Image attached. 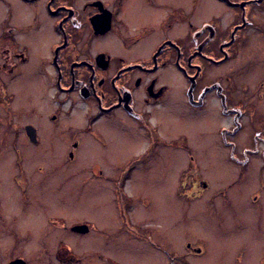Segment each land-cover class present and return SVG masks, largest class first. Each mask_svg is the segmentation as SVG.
Here are the masks:
<instances>
[{"label": "flooded vegetation", "instance_id": "af4514ba", "mask_svg": "<svg viewBox=\"0 0 264 264\" xmlns=\"http://www.w3.org/2000/svg\"><path fill=\"white\" fill-rule=\"evenodd\" d=\"M174 78L176 86L170 81ZM28 89H37L41 99L34 103L36 96ZM178 91L181 95L174 99ZM22 92L29 104L22 103ZM251 94L258 102L250 100ZM209 95L221 116L234 119V133L241 129L242 118L263 117L259 104L264 98V0H0V168L5 173L0 181L6 183L5 190L0 184V255L6 256L0 264H264V253H252L264 245L247 244L242 237L218 240L217 245L218 241L182 238L160 245L157 237L141 230L154 217L144 214L139 204L145 201L141 203L142 197L133 196L130 188L136 186L134 181H142L148 164L175 161L167 158L172 152L184 151L190 172L176 180L178 222L194 221L214 229L226 225L221 208L211 206L216 199L222 200L221 207L232 206L224 220L233 216L230 196L208 191L207 179L201 178L191 153L199 148L189 133L176 131L168 139L151 123L157 109L163 113L180 108V99L189 113L197 112L208 104ZM78 105L87 109L80 118L83 125L73 126L71 119L80 115ZM230 127L218 128L224 148L238 146L228 139ZM18 129L21 139L36 149L34 155L47 157L49 152L54 162L33 158L29 168L34 175L22 172ZM123 136H131L132 147L119 142ZM89 139L96 149L88 146ZM8 143V154H2ZM42 146L46 152H38ZM100 151L105 158L112 157L90 162L84 177L114 184V190L106 191L114 202L115 225H110L114 229L103 235L107 224L98 230L87 221L68 223L56 216L47 217L41 226H26L36 208L27 207L34 200L49 204L54 198L45 199L44 194L55 189L53 168L80 166L85 156ZM127 153L128 158H122ZM248 160L238 163L242 170ZM110 163L114 173H107ZM190 166H195L194 172ZM44 169L46 175H39ZM183 181L191 185L187 192L182 190ZM6 197L13 217L4 216ZM201 198L200 206H191ZM93 229L97 234L83 239ZM54 231L55 238H45ZM69 232L76 237L66 238ZM122 233L151 255L159 251L160 257L122 261L118 254Z\"/></svg>", "mask_w": 264, "mask_h": 264}, {"label": "rangeland", "instance_id": "374dc122", "mask_svg": "<svg viewBox=\"0 0 264 264\" xmlns=\"http://www.w3.org/2000/svg\"><path fill=\"white\" fill-rule=\"evenodd\" d=\"M212 73L215 74L217 71ZM234 74L238 76L239 71L236 70ZM246 74V71L242 73L243 76ZM209 75H211V73H209ZM170 81L176 86L175 78ZM13 88L15 90V87ZM24 93L22 92L21 101H23V104H29L30 102L26 100V94ZM28 93H32L36 96L35 99L32 98L34 103L37 99H41L37 89H28ZM180 95V91L175 92L174 99L180 97ZM249 98L252 102L257 101L253 94H251ZM180 100L181 103L183 100V104H181L180 108L172 107L163 113L160 112L162 109L160 111L157 109L151 117V123L153 125H158L159 129H163L168 139H170L176 131H186L189 133L194 147L199 148V150L195 152L192 150L191 153L193 152L192 154L195 156L194 160H196V163L198 164L196 168H198L197 170L199 174L202 175L201 178L207 179L209 186L208 191H225L230 196L231 202L233 203L232 211L234 214L231 218L228 214L227 216L229 218L225 221L224 218L226 217L227 212L231 210L232 206L231 204L228 205V203H226L224 207H221L222 200L216 199L211 206L216 205L221 208V222L227 223L226 225H221L219 228L214 229L212 225L205 226L195 223L194 221L187 222L184 220L183 223L182 221L179 223L178 217L180 216V208L178 201L174 198L176 180L178 175L185 177L190 174V172L188 171L189 166H187L188 161L184 151H179V153L175 154L172 152L167 154V158L173 156V158L176 159L175 161L170 162L168 160L166 164H148L146 166L147 168L144 170L145 173H143L144 178L142 181H134L136 186L130 188L133 196L142 197L141 203H143V200L145 201V204H139V207L144 210V214L148 213L154 217V220L146 222V225L143 226L141 230L157 237L159 240L158 244L160 245H168L170 241L174 243L178 241L179 238H182V240L200 239L206 244H214L218 240H235L239 237L246 239L247 244L257 246H260V244L264 245V98H262V101L259 104L261 106V114L263 117L242 118V127L240 130H236V133H234V129L236 128L234 119L231 117H223L218 113L216 100L211 97V95L208 96V104L205 107L199 108L197 112L192 111L189 113L184 99ZM12 104V109H15L14 101ZM77 109H80V115L77 112L74 116L76 118L71 119V124L73 126L83 125L84 119L80 118L83 117V112L87 107L86 105H78L76 107V110ZM177 111L181 112V114H179L180 116L176 115ZM186 113L189 115H186ZM184 118L188 119V121ZM27 119L23 118V122H27ZM18 121H21L22 123V120ZM168 121H170V123L172 122L173 125L169 126ZM124 122L127 123L129 121L125 120ZM220 125L231 126L230 132L232 133H230L228 139L231 142H235V144L238 142V146L229 145L225 148L224 146H221L218 135V128ZM109 130L110 128H108V131ZM20 131V129L17 130V142L20 147L19 150L22 153L20 157L22 164L20 167L23 169L22 172H25L27 175H34V172L29 168L33 158L47 164V162H54L53 157L50 156L49 152L46 153L47 157H44L45 155L42 156L43 153L34 155L36 154V149H33L32 146H28V144L21 139ZM211 133L212 136H210ZM214 136L215 139L213 138ZM215 140H217V142ZM119 142L123 143L126 148L129 146L132 147L133 145L131 143H135V141L131 139V136H123L119 139ZM88 146L95 147L96 149L97 145L94 141L89 139ZM4 148L5 150L2 151V154H8L11 145L8 143ZM45 148L46 147L42 146L38 152H46ZM104 153L105 152L100 151L96 154L88 155L89 157L85 156L84 161H81L80 166L54 167L52 171L53 174L51 175H54L57 178L56 181L55 179L52 180L55 181V189H51L44 193L45 199H48L49 196L52 195H54V198H52V201L50 200L49 204H42L40 201L35 202L34 200V205H31L32 207H27V210H32L33 207H36L33 209V219L30 217L31 222L29 221L26 226H29V228L36 225L41 226L47 217L56 216L61 217L68 223L87 221L92 228L96 227L98 230V227L107 224V226L104 227L105 229L102 230V234L104 235L106 232L110 233L111 230L114 229L110 225H115V222L111 218L112 215H114L112 210L114 209V202H111L112 199L110 193L106 191L114 190V184L103 180H91L84 177V175L89 174L86 173V166L90 162L96 158H101L104 162H107L109 158L112 157L105 158L103 155ZM128 153L121 157L125 159L128 158ZM57 155L59 156V153H57ZM247 158H249V160L242 170V167L238 163L242 160H247ZM117 159L119 160L120 156ZM161 166L162 172L159 169ZM106 169L107 173H114L112 163H110V166H107ZM189 170L194 172L195 166H190ZM41 172H39V175H46L45 169ZM23 174L24 173H22V175ZM2 175L4 176L5 173L1 167L0 176ZM19 175H21L20 170L18 172V176ZM32 180L36 181V177H33ZM0 184L4 185L3 190H5L6 183L0 181ZM179 185L180 182L177 183V189H180ZM190 188L191 185L183 181L182 190L187 192ZM12 191L15 198L16 193L13 189ZM202 201V198L200 200L197 199L196 202L191 204V206H200ZM4 208L5 212H7L4 216L8 217L10 215L13 217V215L10 214L12 205L9 203L7 197ZM184 211L187 213V210ZM161 212L163 213V216L160 215L159 219L158 213ZM236 216L238 218L235 220ZM25 221L28 222V218L25 219ZM25 221H23V224ZM232 221L237 223V225L232 224ZM158 223L163 224L161 225V228H158ZM162 227H164V229H162ZM15 229L18 230V224L15 226ZM5 233L6 232H4V235ZM56 234V231L51 232V235H48V237L46 236L45 238H55ZM96 234L97 231L93 229L90 233L85 235L83 239L86 240L88 238H93ZM75 237L76 235L73 234V232L67 233L66 236V238ZM130 240H132V237L129 234H119L118 254L122 261H126L128 257L136 258L142 255L151 259L152 255H156V258L160 257L158 255L159 251L156 254L151 255L148 250L143 249L140 245L130 242ZM220 241L215 245L220 244ZM11 249H18V245L12 246L10 250ZM2 250L3 248L0 247V252H2ZM259 252L264 253V249L252 251L253 254H258ZM5 257L4 252L0 255V260H3Z\"/></svg>", "mask_w": 264, "mask_h": 264}, {"label": "water", "instance_id": "95a60500", "mask_svg": "<svg viewBox=\"0 0 264 264\" xmlns=\"http://www.w3.org/2000/svg\"><path fill=\"white\" fill-rule=\"evenodd\" d=\"M80 228H81V226L75 227V230H78V229H80Z\"/></svg>", "mask_w": 264, "mask_h": 264}]
</instances>
